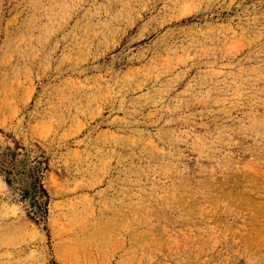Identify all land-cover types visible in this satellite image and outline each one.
<instances>
[{"label":"rangeland","instance_id":"rangeland-1","mask_svg":"<svg viewBox=\"0 0 264 264\" xmlns=\"http://www.w3.org/2000/svg\"><path fill=\"white\" fill-rule=\"evenodd\" d=\"M0 264H264V0H0Z\"/></svg>","mask_w":264,"mask_h":264}]
</instances>
